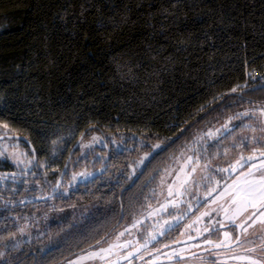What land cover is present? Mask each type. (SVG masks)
Masks as SVG:
<instances>
[{
  "label": "trees",
  "instance_id": "1",
  "mask_svg": "<svg viewBox=\"0 0 264 264\" xmlns=\"http://www.w3.org/2000/svg\"><path fill=\"white\" fill-rule=\"evenodd\" d=\"M263 69L264 0H0V119L33 159L25 171L0 154V248L52 249L53 262L100 242L151 203L197 129L264 103V85H246ZM232 131L205 157L224 176ZM93 134L105 143L84 153ZM93 200L87 216L10 240L32 205Z\"/></svg>",
  "mask_w": 264,
  "mask_h": 264
},
{
  "label": "rangeland",
  "instance_id": "2",
  "mask_svg": "<svg viewBox=\"0 0 264 264\" xmlns=\"http://www.w3.org/2000/svg\"><path fill=\"white\" fill-rule=\"evenodd\" d=\"M243 113H248V115H242ZM233 118L235 119L233 120ZM4 125H7V123L0 119V154L11 159L19 168L25 171L31 170L33 159L30 152L19 140L8 136L10 135L7 129L8 125L7 127H4ZM225 125H227V130H233L230 140L237 141L236 144H239L235 150V157L226 162L227 167H230L229 169L243 157L264 152V103L247 104L245 108H240L233 114L228 115L224 121L197 129L193 138L186 142L160 175L157 191L154 193L151 203L132 222L116 230L106 240L97 244L95 248H109L110 245L113 249L121 248L124 242L122 239L137 237L143 230L159 225L160 221L175 219L180 213H184L189 206L193 205L198 198L205 195L206 183L211 180L212 171H214L211 170V166L221 165V160L217 163L214 159L205 160V157L210 156L208 145L216 139L219 133L227 131ZM209 133L213 135L209 136ZM112 141L116 148L123 147V140L114 139ZM104 143L105 141L101 136L93 134L89 140L82 141L81 146L85 153L87 151L85 149L91 148L92 150L94 146L104 145ZM224 158L227 160L229 156L227 155ZM261 171H264V158L248 164L234 174L231 179L225 180L222 190L218 189L216 195L208 199L203 207L192 214V217L196 215L213 216L212 220H214L217 216L224 214L221 210L227 208L229 209L227 214L230 217L237 218L238 221L245 220L248 213L253 209H249L248 212H241L240 207H238L240 200L237 199L233 203V199L237 193H241L242 190L255 185L259 180ZM97 206V200L61 207H47L44 203L32 205L31 212L33 213L28 217L29 220L26 221L25 225H20L18 233L14 237H10V240L14 244L33 241L35 238L45 235L48 228L53 224L75 221L77 218L90 214ZM260 219H264V217ZM190 221L188 219V222L180 228L185 227L182 236L194 231L198 232L204 227L200 224L188 225ZM147 223H151L148 228H146ZM257 223H259L258 229H264V225L259 220H257ZM4 243L5 246L0 249L7 248V240ZM188 245L189 243H183L171 248H185Z\"/></svg>",
  "mask_w": 264,
  "mask_h": 264
},
{
  "label": "flooded vegetation",
  "instance_id": "3",
  "mask_svg": "<svg viewBox=\"0 0 264 264\" xmlns=\"http://www.w3.org/2000/svg\"><path fill=\"white\" fill-rule=\"evenodd\" d=\"M219 172L220 169L217 172L216 169L212 171L211 180L206 183L205 195L198 198L184 213H180L175 219L160 221L161 224L159 223V225L157 224L154 227L151 226V223H147L146 228L151 227L145 229V231L143 230L137 237L122 239L124 241L122 243L123 247L118 249L111 248V251L101 253L100 255L103 256V259L100 256L89 258V253L99 252L101 247L95 248L98 243L53 262L49 260V253L52 252V249L29 245L19 249H0V264H112L116 260L133 254L135 251L139 252L121 264H253L254 261L264 264V230L258 229L259 223L256 222L252 227H248L249 224H252V221L249 220L244 223V227H248V231L245 233L243 228L237 227L245 220L238 221L237 218L230 217L227 214L229 210L227 208L224 210L220 208L224 214L217 216L214 220H212L213 216L196 215L192 217L194 212L205 205L208 199L200 207H196L204 197L212 192H214L213 195H216L218 189L222 190L223 182L231 179V177H228L229 173L224 176ZM208 188L209 190L207 191ZM193 209L195 210L181 224L161 236L163 230L190 213ZM136 216L131 217L121 226L115 228L100 243L119 228L132 222ZM188 219L191 220L188 225L200 224L204 227L198 232L194 231L182 236L185 227L183 229L180 228L184 223L188 222ZM233 220H235V224H233ZM225 232L229 233L231 239L226 244H221V241L225 240ZM237 237H239V241H237ZM208 241H211V243ZM183 243H189L188 247L171 248ZM217 245L220 246L217 247ZM81 257L84 258L81 259Z\"/></svg>",
  "mask_w": 264,
  "mask_h": 264
},
{
  "label": "snow or ice",
  "instance_id": "4",
  "mask_svg": "<svg viewBox=\"0 0 264 264\" xmlns=\"http://www.w3.org/2000/svg\"><path fill=\"white\" fill-rule=\"evenodd\" d=\"M233 92L236 91V89H232ZM242 115H248V113H243ZM239 118V117H237ZM231 119V118H230ZM4 127H7V125H4ZM225 129L227 130V125L224 126ZM219 131V130H217ZM209 136L213 135L212 133L208 134ZM95 139V138H93ZM156 148H159L160 145H155ZM260 155L264 156V152H261ZM147 157H145L146 159ZM253 157H249L248 159L251 160ZM243 159V158H242ZM237 164H240V161H237ZM226 171V170H223ZM81 175H84L83 173H81ZM91 175V174H88ZM75 179V177H73ZM251 183V182H250ZM239 199L240 200V205H238V207H240L241 212H248L249 209H253V211L249 212L247 217L245 218V221L239 225H237V227L243 228V231L245 233H247L248 231V227H252L257 220H259V222L264 225V219H260L261 217H264V171H261V175L259 177V180L256 182L255 185L250 186L248 189H244L241 191V193H237L236 197L233 199V203L236 202V200ZM255 218V219H254ZM252 221V224H249L248 227H244V223H246L247 221ZM233 224H235V220H233ZM221 227H223V225H221ZM264 230V229H262ZM121 235H123V233H121ZM254 235V233H253ZM224 237L225 240L221 241V244H226L230 239V235L228 232L224 233ZM237 241H239V237H237ZM209 243H211V241H208ZM98 244L100 243L99 241L97 242ZM220 245H217V247H219ZM111 245L109 246L108 249H105L103 247H101L99 249V252H91L89 253V258L90 257H95V256H100L101 259H103V256H101V253L104 252H108L111 251ZM84 257H81V259H83ZM253 264H259V262L254 261Z\"/></svg>",
  "mask_w": 264,
  "mask_h": 264
},
{
  "label": "water",
  "instance_id": "5",
  "mask_svg": "<svg viewBox=\"0 0 264 264\" xmlns=\"http://www.w3.org/2000/svg\"><path fill=\"white\" fill-rule=\"evenodd\" d=\"M249 157H253V158H252L251 160H249V159H248ZM262 158H264V156H262V155H260V154H256V155H252V156L250 155V156H248V157H244L243 159L240 160V164H237V163H236V164L230 169L229 174H228V177H229V178L232 177V176H233L234 174H236L240 169H242V168H244L245 166H247L248 164H250V163H252V162H254V161H257V160H259V159H262ZM92 177H93V174H92V175H89L88 178H92ZM132 184H133V183H132ZM213 194H214V192H212V193H210L209 195H207L206 197H204L203 200H201V202H200L196 207H197V208L200 207L201 204H202L203 202H205L207 199H209ZM38 200H40V198L30 199V200H28V201H26V202H30V203H32V202H35V201H38ZM194 210H195V209H193L190 213L186 214V215L183 216L181 219H179V220H177L176 222L172 223L169 227H167L165 230H163L161 236L164 235L165 233H167L168 231L174 229V228L177 227L179 224H181L182 221H183L186 217H188L189 215H191V213H192ZM112 231H113V230H111V231L106 235V237H107L108 235H110V233H111ZM103 239H104V238H103ZM103 239H102V240H103ZM95 244H97V243H95ZM95 244H93V245H91V246H94ZM138 252H139V251H135V252H133V254L128 255V256H126V257H124V258H122V259L116 260V261L113 262L112 264H121L122 262H125L126 260H129L134 254H136V253H138Z\"/></svg>",
  "mask_w": 264,
  "mask_h": 264
},
{
  "label": "built area",
  "instance_id": "6",
  "mask_svg": "<svg viewBox=\"0 0 264 264\" xmlns=\"http://www.w3.org/2000/svg\"><path fill=\"white\" fill-rule=\"evenodd\" d=\"M264 84V69L262 71L252 70L250 72V83L246 85H263Z\"/></svg>",
  "mask_w": 264,
  "mask_h": 264
},
{
  "label": "bare ground",
  "instance_id": "7",
  "mask_svg": "<svg viewBox=\"0 0 264 264\" xmlns=\"http://www.w3.org/2000/svg\"><path fill=\"white\" fill-rule=\"evenodd\" d=\"M264 85V84H263Z\"/></svg>",
  "mask_w": 264,
  "mask_h": 264
}]
</instances>
